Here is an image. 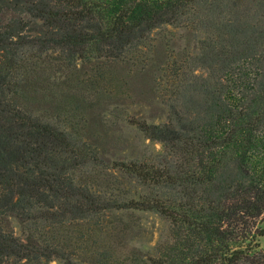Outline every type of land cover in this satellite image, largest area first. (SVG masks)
I'll use <instances>...</instances> for the list:
<instances>
[{
	"label": "trees",
	"instance_id": "trees-1",
	"mask_svg": "<svg viewBox=\"0 0 264 264\" xmlns=\"http://www.w3.org/2000/svg\"><path fill=\"white\" fill-rule=\"evenodd\" d=\"M167 25L197 52L156 60ZM119 121L162 150L114 157ZM262 237L264 0H0V264H264Z\"/></svg>",
	"mask_w": 264,
	"mask_h": 264
},
{
	"label": "rangeland",
	"instance_id": "rangeland-1",
	"mask_svg": "<svg viewBox=\"0 0 264 264\" xmlns=\"http://www.w3.org/2000/svg\"><path fill=\"white\" fill-rule=\"evenodd\" d=\"M193 34V31L189 32V30L174 28L170 25H167L166 28H160V30L153 33L154 47H156L153 57L156 60L161 58V49L165 41H170L175 54L180 51H189L195 54L198 50L196 39L199 38L200 33L197 32L194 34L196 37H193ZM144 79L127 77L128 82L133 88V92L135 90L134 99L136 100V103L128 106V110L130 113L146 116L155 123L162 122L165 120L166 111L163 105L159 103V99L149 95L140 96L137 93L138 89L146 88ZM136 85L138 86L137 89H135ZM100 129L103 130L104 127H100ZM111 129L103 139V143L108 148L110 154L111 152L114 153V157H141L146 153H155L162 150L160 143L145 138L137 128L126 122L119 121L116 127L112 124ZM140 225L141 232L136 241H134V244L142 248L147 255H152L154 253V247L160 238V234L167 229V223L157 214L145 212L140 214ZM260 242L261 247L264 249V237L260 239ZM51 264H59V262L53 260Z\"/></svg>",
	"mask_w": 264,
	"mask_h": 264
}]
</instances>
